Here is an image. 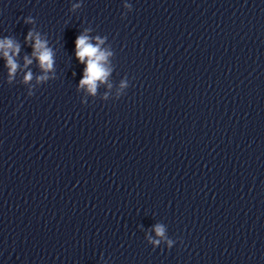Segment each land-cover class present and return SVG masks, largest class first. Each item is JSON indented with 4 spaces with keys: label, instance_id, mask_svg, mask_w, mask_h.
I'll list each match as a JSON object with an SVG mask.
<instances>
[{
    "label": "clouds",
    "instance_id": "clouds-1",
    "mask_svg": "<svg viewBox=\"0 0 264 264\" xmlns=\"http://www.w3.org/2000/svg\"><path fill=\"white\" fill-rule=\"evenodd\" d=\"M83 2L72 4L71 8L74 11L77 8H82ZM125 7H130L125 5ZM25 24H36L35 19L32 16H28L24 19ZM90 28H84L80 31V34L75 40V59L83 65L82 78L77 85V91L86 89V91L95 95L99 84L106 83L113 69L108 66L109 57L114 53L111 50L101 47L107 40V36H92L90 34ZM95 40V43H93ZM24 45L31 47L30 54H25L22 57L23 67L19 62L21 56V43L14 36L0 37V58L4 62V67L7 69L6 83L12 85L15 81L18 69L22 75V84L30 85L27 92V97L35 95V88L37 85L40 87L47 84L49 81L55 80L56 76V50L51 46L50 41L46 33L29 29L27 35L24 37ZM36 63L37 68L40 71V75L34 77V72L29 68L30 65ZM25 69H28L25 71ZM49 73L52 75L50 76ZM75 76V73H73ZM35 80L34 84H30ZM111 87V84L108 85ZM128 87L127 81H121L120 88L124 89ZM119 98V94H118ZM83 105V102H81ZM155 233L157 237L167 239L165 237V227L161 224L155 225ZM149 242L153 245H159V239H152L148 237ZM183 242V241H182ZM174 241L167 239L168 249L172 248Z\"/></svg>",
    "mask_w": 264,
    "mask_h": 264
}]
</instances>
